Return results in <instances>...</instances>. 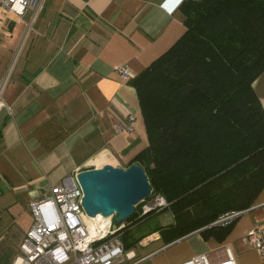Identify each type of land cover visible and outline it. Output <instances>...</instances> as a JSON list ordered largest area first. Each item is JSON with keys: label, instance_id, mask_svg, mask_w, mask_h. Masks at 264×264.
Returning a JSON list of instances; mask_svg holds the SVG:
<instances>
[{"label": "crops", "instance_id": "crops-1", "mask_svg": "<svg viewBox=\"0 0 264 264\" xmlns=\"http://www.w3.org/2000/svg\"><path fill=\"white\" fill-rule=\"evenodd\" d=\"M183 1L42 0L32 22L0 11V264H12L33 223L31 200L81 171L127 168L148 146L136 90L117 69L126 64L135 77L175 43L184 31ZM253 90L264 111V71ZM129 113L132 132H115ZM167 209L137 246L122 239L131 252L124 264L156 255L160 264L200 255L217 262L226 248L235 264H264L245 240L251 230L264 238V188L221 240L205 236L206 226L173 237Z\"/></svg>", "mask_w": 264, "mask_h": 264}, {"label": "trees", "instance_id": "trees-1", "mask_svg": "<svg viewBox=\"0 0 264 264\" xmlns=\"http://www.w3.org/2000/svg\"><path fill=\"white\" fill-rule=\"evenodd\" d=\"M180 12L182 35L128 82L148 139L133 164L169 203L173 237L247 210L264 188V111L253 90L264 71V0H184ZM233 221L203 233L221 240Z\"/></svg>", "mask_w": 264, "mask_h": 264}, {"label": "built area", "instance_id": "built-area-1", "mask_svg": "<svg viewBox=\"0 0 264 264\" xmlns=\"http://www.w3.org/2000/svg\"><path fill=\"white\" fill-rule=\"evenodd\" d=\"M0 10L17 18L28 17L32 22L42 10V0H0ZM124 82L132 76L128 65L117 69ZM4 82L0 83V108ZM10 111V107L6 106ZM135 116L127 115L125 126L114 124L115 132H132ZM78 173L64 178L62 182L48 188V193L29 202L33 223L25 234L12 264H124L131 252H126L120 230L114 217L97 215L90 217L82 207L83 192L76 179ZM169 208L162 195H150L139 204V215ZM244 211H233L218 217L214 226L231 223ZM246 242L264 255L263 230H251ZM226 259L209 262L206 255L196 256L180 264H235L229 249L224 250Z\"/></svg>", "mask_w": 264, "mask_h": 264}, {"label": "water", "instance_id": "water-1", "mask_svg": "<svg viewBox=\"0 0 264 264\" xmlns=\"http://www.w3.org/2000/svg\"><path fill=\"white\" fill-rule=\"evenodd\" d=\"M76 179L83 192L82 207L86 214L113 216L117 224L131 217L137 205L151 195L146 173L139 164L127 168L105 165L88 169L79 172Z\"/></svg>", "mask_w": 264, "mask_h": 264}, {"label": "rangeland", "instance_id": "rangeland-1", "mask_svg": "<svg viewBox=\"0 0 264 264\" xmlns=\"http://www.w3.org/2000/svg\"><path fill=\"white\" fill-rule=\"evenodd\" d=\"M169 210H170V212H172L171 208ZM136 211L138 212L137 214H139V205H137V207L135 209V212ZM161 212H163V210L156 211L155 214H153V215H151L149 217H146L143 220L140 219L139 215L136 214V217L135 218H133V219L127 221V222L125 221L124 222V226L122 227V231H121V234H123L122 235V239L124 240V243H126V245L127 244L128 245H131L133 243H136L135 245L137 246V244L139 242L138 240L141 237H143L144 235H146V234H148V233L151 232V230H152L151 229L152 228L151 225H154V224L159 225L157 218H158V216H159V214ZM114 220H115V217H114ZM175 222H176V218L174 220V224H175ZM138 223H141V224H138ZM144 249L139 247L137 249V251H139V252L141 251V255H143V253L145 251ZM159 256L160 255H156V261L155 262L154 261H151L150 259H152V258H150L149 260H146V261H144L141 264H160L159 260H160L161 256L160 257ZM221 260H223V259H218V261H221Z\"/></svg>", "mask_w": 264, "mask_h": 264}, {"label": "flooded vegetation", "instance_id": "flooded-vegetation-1", "mask_svg": "<svg viewBox=\"0 0 264 264\" xmlns=\"http://www.w3.org/2000/svg\"><path fill=\"white\" fill-rule=\"evenodd\" d=\"M214 222H215V221H214ZM214 222H213V223H214ZM211 224H212V223H211ZM208 226H209V225H208Z\"/></svg>", "mask_w": 264, "mask_h": 264}]
</instances>
